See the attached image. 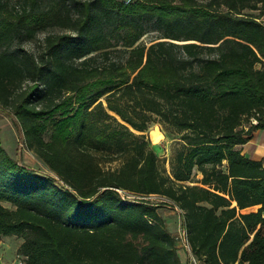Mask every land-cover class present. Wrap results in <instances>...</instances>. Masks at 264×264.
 <instances>
[{"label":"trees","instance_id":"trees-1","mask_svg":"<svg viewBox=\"0 0 264 264\" xmlns=\"http://www.w3.org/2000/svg\"><path fill=\"white\" fill-rule=\"evenodd\" d=\"M263 11L264 0H0V106L52 173L0 140V240L23 239L25 264H183L159 195L181 210L199 264H264V163L241 149L264 129ZM153 123L179 135L170 171Z\"/></svg>","mask_w":264,"mask_h":264},{"label":"rangeland","instance_id":"rangeland-1","mask_svg":"<svg viewBox=\"0 0 264 264\" xmlns=\"http://www.w3.org/2000/svg\"><path fill=\"white\" fill-rule=\"evenodd\" d=\"M206 1V0H201ZM10 4L18 3V0H9ZM261 10H246V13L260 15ZM260 20L264 22V11ZM59 29H49L48 32H58ZM46 35V32L40 33L34 41L27 42L25 48L31 51L37 49L38 43ZM157 32L149 30L143 38L141 43H149L151 40L157 37ZM158 132V133H154ZM147 135L151 142V146L157 153L160 159V165L162 169L170 171V158L174 145L179 141V135L173 133H167L162 127L157 124H151ZM0 140L3 147L8 154L19 161L20 163L27 165L36 170L41 175L52 174L47 165L33 152L26 149L23 134L21 128L16 121V118L8 111L0 106ZM201 178V175L193 176V182H188L190 185L200 184L197 182ZM125 195L127 193H124ZM124 195V196H125ZM127 199H135L133 195H126ZM149 199L155 203L160 204L158 211L163 217L166 223L168 231L176 238V245L178 248V254L183 264H199L195 257L191 253L190 246L186 242L185 232L183 229V221L181 217V210L175 206L170 199L152 195ZM7 207L13 208L14 206L9 202H3ZM256 207L250 208L247 211H254ZM23 239L17 236H5L0 240V264H25V258L18 254V249L22 244Z\"/></svg>","mask_w":264,"mask_h":264},{"label":"crops","instance_id":"crops-1","mask_svg":"<svg viewBox=\"0 0 264 264\" xmlns=\"http://www.w3.org/2000/svg\"><path fill=\"white\" fill-rule=\"evenodd\" d=\"M241 149H242L243 154L246 157L254 159V160H260L264 163V129L256 130L253 133L252 138L249 140V142L241 146ZM254 207L258 209L260 208V205L254 206ZM250 208H253V207H250ZM248 209H246L245 212H250V211H247Z\"/></svg>","mask_w":264,"mask_h":264},{"label":"built area","instance_id":"built-area-1","mask_svg":"<svg viewBox=\"0 0 264 264\" xmlns=\"http://www.w3.org/2000/svg\"><path fill=\"white\" fill-rule=\"evenodd\" d=\"M125 1L128 3V2H130V1H132V0H125Z\"/></svg>","mask_w":264,"mask_h":264},{"label":"bare ground","instance_id":"bare-ground-1","mask_svg":"<svg viewBox=\"0 0 264 264\" xmlns=\"http://www.w3.org/2000/svg\"><path fill=\"white\" fill-rule=\"evenodd\" d=\"M154 133H158V132H154Z\"/></svg>","mask_w":264,"mask_h":264}]
</instances>
